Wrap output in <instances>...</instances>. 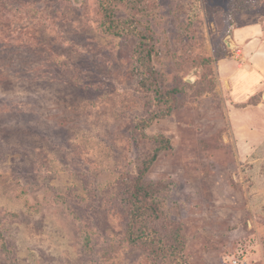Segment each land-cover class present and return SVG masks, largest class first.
Wrapping results in <instances>:
<instances>
[{
	"label": "rangeland",
	"instance_id": "1",
	"mask_svg": "<svg viewBox=\"0 0 264 264\" xmlns=\"http://www.w3.org/2000/svg\"><path fill=\"white\" fill-rule=\"evenodd\" d=\"M101 2L0 0V264H264V0Z\"/></svg>",
	"mask_w": 264,
	"mask_h": 264
},
{
	"label": "trees",
	"instance_id": "2",
	"mask_svg": "<svg viewBox=\"0 0 264 264\" xmlns=\"http://www.w3.org/2000/svg\"><path fill=\"white\" fill-rule=\"evenodd\" d=\"M109 2H110V0H102V2H101V6H102V9H103V12H104V17L109 18V21H107V22L103 21L101 23V29L104 32H107V33H110V34H113V35H118V34H120L122 32V31H120L121 30L120 29L121 27L118 24V22H115L114 19L112 18V12L109 10L110 9V6L107 5V4H109ZM157 141H160V140L157 138ZM165 144L166 143H162V148H164L166 146ZM155 156H156V154H154L153 157H155ZM131 197L132 196H130L128 198V200H125V201H127V202L128 201H133L134 199H132ZM0 241H3V237H2L1 232H0Z\"/></svg>",
	"mask_w": 264,
	"mask_h": 264
},
{
	"label": "crops",
	"instance_id": "3",
	"mask_svg": "<svg viewBox=\"0 0 264 264\" xmlns=\"http://www.w3.org/2000/svg\"><path fill=\"white\" fill-rule=\"evenodd\" d=\"M260 54V56H262L263 58H264V46H263V51L261 52V53H259ZM264 60V59H263ZM251 71H253V73L252 74H254V75H251V76H255L256 75V77H262L263 79H264V65L262 66V65H260V63H257L256 65H255V68H253V69H250ZM250 71V72H251ZM242 77H244V76H242ZM245 78V77H244ZM239 79H240V77H239ZM247 81V80H246ZM246 81L244 82V84H246ZM254 82V81H253ZM254 84H256V83H253V86H255ZM259 84V83H258ZM250 86H252L251 84H249L248 86H245V89H244V91H246V92H250L251 91V89H249V87Z\"/></svg>",
	"mask_w": 264,
	"mask_h": 264
}]
</instances>
